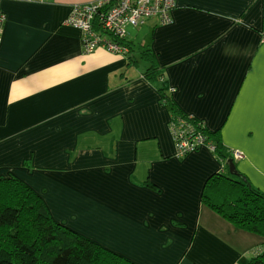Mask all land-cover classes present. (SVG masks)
<instances>
[{
	"label": "crops",
	"instance_id": "obj_1",
	"mask_svg": "<svg viewBox=\"0 0 264 264\" xmlns=\"http://www.w3.org/2000/svg\"><path fill=\"white\" fill-rule=\"evenodd\" d=\"M89 1L0 0V177L16 176L56 221L137 264H246L264 238L202 201L228 162L211 142L177 157L146 65L84 51L65 21ZM171 16L129 26L126 39L135 56L156 54L161 86L220 131L227 158L242 152L238 170L264 192V0H176Z\"/></svg>",
	"mask_w": 264,
	"mask_h": 264
},
{
	"label": "trees",
	"instance_id": "obj_2",
	"mask_svg": "<svg viewBox=\"0 0 264 264\" xmlns=\"http://www.w3.org/2000/svg\"><path fill=\"white\" fill-rule=\"evenodd\" d=\"M119 42L129 48L127 66L139 65L140 61L147 63L143 76L156 86L161 106L170 112L171 126L181 119L186 121L205 135V143H213L214 153L222 160L234 161L235 174H230L227 165L224 173L207 179L202 193L204 205L235 228L264 238V192L238 170L233 152L227 158L220 131H209L202 120L181 111L161 86L163 68L150 48H139L137 57L132 42L127 39ZM147 185L156 188L151 183ZM0 264L137 263L56 221L36 191L16 176H10L0 177ZM246 264H264V246L254 250Z\"/></svg>",
	"mask_w": 264,
	"mask_h": 264
},
{
	"label": "built area",
	"instance_id": "obj_3",
	"mask_svg": "<svg viewBox=\"0 0 264 264\" xmlns=\"http://www.w3.org/2000/svg\"><path fill=\"white\" fill-rule=\"evenodd\" d=\"M175 6L176 0H91L73 5L65 22L82 31L85 52L101 46L127 54L128 46L119 42L126 38L127 28L137 27L155 16L161 24L169 23ZM5 21V14L0 12V44ZM179 122L175 126L170 124V127L176 144V156L181 158L205 145L206 137L186 121L181 119ZM210 148L214 149L212 145ZM233 157L241 159L243 154L235 150Z\"/></svg>",
	"mask_w": 264,
	"mask_h": 264
},
{
	"label": "water",
	"instance_id": "obj_4",
	"mask_svg": "<svg viewBox=\"0 0 264 264\" xmlns=\"http://www.w3.org/2000/svg\"><path fill=\"white\" fill-rule=\"evenodd\" d=\"M228 164H229V171L231 174H235L236 171H235V163L232 159H229L228 160Z\"/></svg>",
	"mask_w": 264,
	"mask_h": 264
},
{
	"label": "rangeland",
	"instance_id": "obj_5",
	"mask_svg": "<svg viewBox=\"0 0 264 264\" xmlns=\"http://www.w3.org/2000/svg\"><path fill=\"white\" fill-rule=\"evenodd\" d=\"M38 1H46V0H38ZM140 64L141 65H143V66H145V65H147V63L146 62H144V61H140ZM208 207V206H207ZM209 208V207H208ZM212 210V209H211ZM261 237V236H260ZM264 242V241H263Z\"/></svg>",
	"mask_w": 264,
	"mask_h": 264
},
{
	"label": "clouds",
	"instance_id": "obj_6",
	"mask_svg": "<svg viewBox=\"0 0 264 264\" xmlns=\"http://www.w3.org/2000/svg\"><path fill=\"white\" fill-rule=\"evenodd\" d=\"M126 39V38H125Z\"/></svg>",
	"mask_w": 264,
	"mask_h": 264
}]
</instances>
